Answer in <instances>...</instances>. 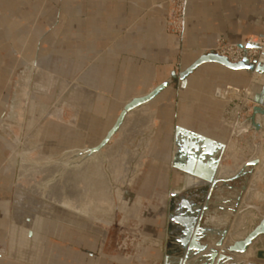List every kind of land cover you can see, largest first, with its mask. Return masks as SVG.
Wrapping results in <instances>:
<instances>
[{
	"label": "rangeland",
	"instance_id": "374dc122",
	"mask_svg": "<svg viewBox=\"0 0 264 264\" xmlns=\"http://www.w3.org/2000/svg\"><path fill=\"white\" fill-rule=\"evenodd\" d=\"M185 3L186 0H166L164 4L165 30L180 41L184 33ZM39 10L37 20L43 17L44 9L40 7ZM34 25H38V21ZM219 40H215L210 49ZM210 49L204 53H210ZM181 53L180 47L177 57L170 64V70L175 74L169 85L173 94L179 92L178 75L185 69ZM14 56V64L7 75L4 102L0 106L3 159L0 171L8 180L4 189L0 190V259L20 264H50L49 261H56L55 257L63 254L66 247L69 246V252L75 250L77 239L81 237L102 241L103 250L110 255L116 252L117 257L120 255L117 251L120 241L128 242V252L133 255L145 248L149 253H155L159 226L171 221L178 201V196H172L177 185L173 184L171 177L166 182L157 181V177L164 179L168 173L166 165L169 166L170 162L167 150L170 144L165 147L166 136L158 135L159 124L155 117L164 109L163 105L175 104L178 98L169 95L165 102L157 105L152 103L155 99L151 101L148 105L150 128L141 132L143 125H133L129 131H135L131 141L130 136L122 135L124 128L121 127V133L115 134L108 143L110 151L118 147L115 155L108 157L103 152L85 158L81 151L101 140L124 103H108L106 113H92V108L82 109L77 117L78 107L87 106L86 96L94 94L91 64L79 72L73 69L61 71L59 64L53 60L44 63V60L39 62L21 54ZM218 79L206 80L214 94L217 89L220 95L225 94L223 98L220 95L215 97L222 101L217 124L225 131L224 138L229 142L228 157L232 162L238 160L243 165L250 158L252 147L257 145L261 154L258 159H264V120L257 122L254 113L256 108H264L261 101L264 76L255 77L253 73L246 72L244 76L233 77L232 80L230 77ZM109 115L113 118L108 119ZM254 123L260 126L258 130L254 129ZM137 126L139 130L135 128ZM88 162L98 164L100 172L96 173L98 168L94 170V167L85 166ZM111 162L119 167V175H122L117 182L112 177ZM85 167L84 172L88 174L82 176L83 172L77 173L81 180L78 177H75L78 182L71 180L77 169L81 172ZM45 170L49 175L46 178L42 175ZM68 173L72 176L69 177ZM64 178L71 182L68 184L72 188H67ZM62 179L66 182L63 183ZM85 179L87 182L83 183ZM251 182L257 189L247 196V202L257 205L263 214L264 172H260L256 180L251 176L245 187L248 188ZM104 185L110 189L108 196L103 194ZM237 186L239 188L240 184ZM72 190L74 193H71ZM99 193L102 196L98 199L96 195ZM184 194L192 195L198 206H203V189L184 191ZM245 196L243 194V199ZM16 212L25 217V222L33 225L25 234L28 239L34 238L31 245L23 244L20 239L22 220L16 217ZM237 212L231 217V222L237 227V235L251 231L260 220L252 210L239 216ZM222 213L230 215L228 209ZM150 259L147 264H153Z\"/></svg>",
	"mask_w": 264,
	"mask_h": 264
},
{
	"label": "crops",
	"instance_id": "0c3cea01",
	"mask_svg": "<svg viewBox=\"0 0 264 264\" xmlns=\"http://www.w3.org/2000/svg\"><path fill=\"white\" fill-rule=\"evenodd\" d=\"M165 1L0 0V106L4 102L7 75L16 54L34 58L39 62L44 60V63L53 60L59 64L61 71L73 69L79 72L91 64L94 94L89 93L86 96V108L78 107V117L82 109L92 108V113H106L108 103L125 104L127 100L147 94L156 86L170 80L173 75L170 64L177 57L180 47L182 63L186 69L219 38L226 43L245 47L249 42H256L264 36V0H186L181 41L165 30ZM40 7L44 9L43 17L37 20ZM37 21L38 25H34ZM244 73L246 72H233L217 64H205L187 78L183 88L179 82L177 94L171 93L168 87L152 102L154 105L163 103L169 95L178 98L175 104L163 105L164 109L155 117L159 124L158 135L166 136L165 147L170 144L167 150L170 162L169 166L166 165L168 173L164 179L157 177V181L166 182L171 177L173 184L177 185L174 187L176 193L172 196H178L171 221L159 226L155 253L151 254L145 248L133 255L128 252V242L120 241L117 243V251L121 257H117L116 252L110 255L103 250L102 241L81 237L77 239L75 250L69 252L68 246L63 254L55 257L56 261L50 260L49 263L147 264L151 258L153 264H164L169 257L175 264L182 252L177 243L182 230L180 222L187 212V206H198L192 193L189 196L184 194L182 184L185 174L174 166L178 162L175 160L178 156L175 146L176 129L181 128L223 143L226 146L223 156H228L229 142L224 138L225 131L217 124L222 101L215 97L213 88L209 87L206 79L230 77L232 80L233 77L244 76ZM149 104L142 107L148 110ZM139 110H134V113ZM110 117L113 118L111 115L107 118L111 119ZM115 120L109 124V129ZM121 127L124 128L122 135H125L127 126L124 124ZM149 128L144 127L141 132ZM117 133L121 132L118 130ZM182 138L186 139L185 136ZM1 157L0 147V164L3 161ZM200 163L205 164L204 160L197 157L195 164ZM222 163V178L236 174L242 166L238 160L235 163L222 160ZM119 174H116L118 179L112 174L114 181L122 177ZM6 180L7 177L0 171V190L4 189L8 181ZM188 180L190 183L193 181L192 178ZM109 192L108 187L107 196ZM229 197L230 193L223 186L214 191L215 200L224 201ZM221 206L225 208L224 205ZM212 207L206 214L214 221L218 219L215 217L217 209ZM210 226L214 224L211 222ZM242 235L243 232L236 238ZM20 239L24 241L23 238ZM33 241L34 238L26 244L31 245ZM233 258L235 261L243 260L245 264H264V236L255 240L244 255ZM193 261L194 259L189 263ZM0 264L20 263L0 259Z\"/></svg>",
	"mask_w": 264,
	"mask_h": 264
},
{
	"label": "water",
	"instance_id": "95a60500",
	"mask_svg": "<svg viewBox=\"0 0 264 264\" xmlns=\"http://www.w3.org/2000/svg\"><path fill=\"white\" fill-rule=\"evenodd\" d=\"M257 49L255 45H247L243 50V59L238 63H231L226 58L213 53L202 54L195 62L184 69L178 78L183 88L186 79L205 64H217L233 72H251L255 75L264 76V52L260 53L257 58L249 60L248 50ZM175 74L171 76L174 78ZM171 80H168L155 88L149 93L131 98L122 107L112 127L106 132L104 138L94 147L86 148L81 151L82 157L89 158L93 154H100L101 150L109 143L121 127L127 114L139 109L159 96L169 87ZM220 91L217 89L215 96L219 97ZM224 92L220 95L224 97ZM261 101L264 105V93L261 95ZM256 121L264 120V108H256ZM254 129L258 130L259 125L254 123ZM182 136L186 139L183 140ZM175 146L177 147V157L175 168L185 174L183 189L185 191H205L203 206L191 204L186 207L184 218L180 222L182 226L181 234L177 240L181 248V256L175 261V264H245L243 260H234L233 257L244 255L255 240L264 236V213L257 205L247 202V196L257 189L254 182H251L248 188L245 187L248 179L259 176L264 172V159L250 157L241 166L238 172L230 177L222 178L219 174L221 161L225 159L223 152L225 145L215 142L205 136L192 134L181 128L176 129ZM259 148V146L255 145ZM205 162V164H195L196 158ZM186 160V161H184ZM200 162V161H199ZM256 168V170H255ZM192 178L190 183L188 180ZM189 181V182H188ZM237 184H240L239 188ZM223 186L230 193L226 200H215L214 191ZM243 194L246 196L243 199ZM242 203L238 212L236 209ZM212 204V205H211ZM221 205H224L225 208ZM213 206V207H212ZM216 208L219 212L218 219L209 218L206 214L210 208ZM225 209L230 211V215L222 213ZM252 210L256 212L260 220L258 224L242 238H236L237 227L231 222V217L236 214L239 216L245 211ZM211 222L214 226H210ZM192 259L193 262L189 263ZM169 257L165 259L164 264H173Z\"/></svg>",
	"mask_w": 264,
	"mask_h": 264
},
{
	"label": "bare ground",
	"instance_id": "6f19581e",
	"mask_svg": "<svg viewBox=\"0 0 264 264\" xmlns=\"http://www.w3.org/2000/svg\"><path fill=\"white\" fill-rule=\"evenodd\" d=\"M253 74H254V73H253ZM254 75H255V74H254ZM255 77H261V75H255ZM186 80H187V79H186ZM185 84H186V83H185ZM144 95H145V94H144ZM148 104H149V103H148ZM146 105H147V104H146ZM123 106H124V105H123ZM143 106H145V105H143ZM141 107H142V106H141ZM145 107H146V106H145ZM145 107L139 108L140 110H139V111H135V113H134V111H132V112H131L132 114H131V113L127 114V116L125 117V119H124V121H123V123H122V125L125 124V126H127V129H126L127 131H126V134H125V135L127 136V138H128V136H130V137H129V138H130V139H129L130 141H131L132 139H134V135H135V134H134V135L132 134V132H135V131L129 132V131H131V129H133V127H134L133 125L138 124V126H140V125H139V123H140L141 125H143L142 128L148 126V117L150 116V113L148 112V110H147ZM137 110H138V109H137ZM119 113H120V112H119ZM74 115H75V114H74ZM131 115H132V116H131ZM113 124H114V123H113ZM122 125H121V126H122ZM138 126L135 127V128L138 129V128H139ZM111 127H112V126H111ZM119 129H120V128H119ZM137 129H134V130H137ZM138 130H139V129H138ZM141 130H142V129H141ZM141 130H140V131H141ZM117 132H118V131H117ZM127 133H128L129 135H128ZM130 133H131V134H130ZM105 134H106V133H105ZM136 134H137V133H136ZM125 135H124V136H125ZM131 135H133V136H131ZM104 136H105V135H104ZM126 136H125V137H126ZM131 137H132V138H131ZM103 138H104V137H103ZM103 138H102V139H103ZM112 138H113V136L111 137V139H112ZM102 139H101V140H102ZM111 139H110V141H111ZM124 139H125V138H124ZM101 140H100V141H101ZM100 141H99V142H100ZM110 141H109V142H110ZM99 142H98V143H99ZM98 143H97V144H98ZM220 143H221V142H220ZM97 144H96V145H97ZM96 145H95V146H96ZM107 145H108V144H107ZM107 145H106V146H107ZM106 146L101 150V153H103V152H104V154L107 153V156H108V157H110V156H112V155H115V154L117 153L118 147H115L113 150L110 151V147H106ZM93 147H94V146H93ZM91 148H92V147H91ZM225 148H226V146H225ZM101 153H100V154H101ZM126 153H128V152H126ZM129 153H131V152H129ZM96 155H98V154H97V153H96V154H93V155H92L91 157H89V158L95 157ZM130 156H131V155H129V157H130ZM258 156H261V154L259 153V148H258V147H257V148H256V147H252V151H251L250 157H253V158H259ZM132 157H133V156H132ZM224 157H225L224 160L231 161V158H229L228 156L225 155ZM125 158H126V157H125ZM130 158H131V157H130ZM90 163H91V162H90ZM87 165L91 166L92 168L94 167V170H96L95 168H98V171H97V172L95 171L96 173L100 172V171H99V166H98V164H96V165H95V164H89V162H88V164L86 163L85 166H87ZM109 165H110V167H111V169H112V172H113L112 174H113V175H116V174L120 173V171H119V167L116 166V164H115L114 162H111ZM223 166H224V164L222 163L221 166H220V171H219L220 176H221L222 173H223V172H222V171H223V170H222ZM85 169H86V167H85V168L83 169V171H81V172H80L81 169H79V170L77 169V170L75 171V173H73V174H74V176H73L74 178H73V179H72V177H71V176H72L71 174L68 173V174L70 175V176H69V175H68V176L71 177V180H74L75 177L77 178V177L80 175V174L78 175L77 173H82V172H83V173H82V174H83L82 176H84V173H86V172H84ZM120 170H122V169H120ZM45 171H46V170H45ZM45 171H44V172H45ZM50 171H51V170H50ZM78 171H79V172H78ZM92 171H93V169H92ZM92 171H91L90 175L92 174ZM123 171H124V170H123ZM42 172H43V171H42ZM73 172H74V171H73ZM95 172H94V173H95ZM40 173H41V172H40ZM94 173H93V175H94ZM96 173H95V174H96ZM122 173H123V172H122ZM47 174H48V173H47V171H46V172L43 173L42 175H45L44 177L46 178V177L49 176V175H47ZM65 174H67V173H65ZM86 174H88V173H86ZM99 174H100V173H99ZM99 174H98V175H99ZM93 175H92V176H93ZM63 176H64V175H63ZM68 176L66 175V177H68ZM87 176H88V175H87ZM96 176H97V174H96ZM117 176H118V175H116V178L118 179ZM79 177L82 178L81 176H79ZM79 177H78V178H79ZM99 177H100V176H98V178H99ZM62 178H63V177H62ZM78 178H77V179H78ZM80 178H79V180H81ZM93 178H95V177H93ZM100 178H101V177H100ZM64 179H65V178H64ZM77 179H75V180L77 181ZM87 179H88V177H87ZM62 180H63V179H62ZM65 180H66V179H65ZM69 180H70V178H69ZM79 180H78V181H79ZM101 180H102V179H101ZM66 181H67V184H68V183H71V182H68V180H66ZM66 181L63 180V183L66 182ZM78 181H77V182H78ZM99 181H100V180H99ZM99 181H98V182H99ZM116 181H117V180H116ZM81 182H82V181H81ZM85 182H87L86 179L83 180V183H85ZM95 182H96V181H95ZM61 183H62V182H61ZM104 183H105V182H104ZM65 184H66V183H65ZM72 185L75 186L74 183H72ZM66 186H67V185H66ZM104 186H105V185H104ZM69 187L72 188V186H70V185L68 184V187H67V188H69ZM105 187H106V186H105ZM55 189H56V188H55ZM107 189H108V187H106V188L104 189V193H103V192H102V193L106 195V194H107ZM53 190H54V189H53ZM55 191H56V190H55ZM68 191L70 192L71 190H68ZM72 191H73V190H72ZM50 192H51V191H50ZM50 192H49V193H50ZM69 192H68V193H69ZM54 193H55V192H54ZM54 193L52 192L51 194H54ZM71 193H74V191L71 192ZM59 194H60V192H59ZM61 194H62V192H61ZM61 194H60V195H61ZM75 194H76V193H75ZM49 195H50V194H49ZM56 195H57V193H56ZM74 196H75V195H74ZM98 196L101 197L102 195L99 193ZM98 196H97V197H98ZM56 197H57V196H56ZM70 197H71V194H70ZM75 197H76V196H75ZM102 199H103V198H102ZM108 201H109V200H108ZM21 210H22V209H21ZM17 213H18V212H16V217L19 218L20 220H22L21 225H22L23 229H21V232H22V237H23V239H24V241H22V242H23V244H25V243L29 242V240L31 241V239H28V238L25 236V234L28 232L27 229L30 228L31 225H30L29 223H24V222H25V217H23V215H21V216H20V215H17ZM28 213H30V212H28ZM18 214H19V213H18ZM18 216H19V217H18ZM33 217H34V216H33ZM243 232H244V231H243ZM247 233H248V231H246L242 236H240V238H242L243 236H245V234H247ZM17 236H19V235H17ZM22 237H21V238H22ZM237 237H239V236L237 235ZM21 248H22V247H21ZM25 248H26V247H25ZM19 250H20V249H19ZM23 251H24V250H23ZM25 253H26V252H25ZM17 254H18V253H17ZM12 255H13V254H12ZM14 255H15V253H14ZM15 256H16V255H15ZM28 257H29V256H28Z\"/></svg>",
	"mask_w": 264,
	"mask_h": 264
},
{
	"label": "built area",
	"instance_id": "2783aa9c",
	"mask_svg": "<svg viewBox=\"0 0 264 264\" xmlns=\"http://www.w3.org/2000/svg\"><path fill=\"white\" fill-rule=\"evenodd\" d=\"M180 19L182 20V17ZM249 45H257V49L248 50L249 60L252 61L256 56L264 52V36L257 42H249ZM244 48L245 47H240L235 44L226 43L221 39L217 41L216 46L209 51L210 53L226 58L231 63H238L243 59Z\"/></svg>",
	"mask_w": 264,
	"mask_h": 264
}]
</instances>
